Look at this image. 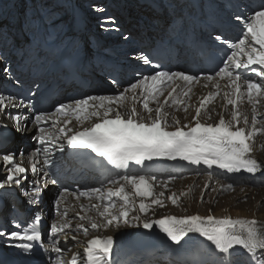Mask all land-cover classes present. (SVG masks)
<instances>
[{"label":"snow or ice","instance_id":"6c2138e0","mask_svg":"<svg viewBox=\"0 0 264 264\" xmlns=\"http://www.w3.org/2000/svg\"><path fill=\"white\" fill-rule=\"evenodd\" d=\"M108 19L111 21V18ZM236 20L244 25L243 36L229 45L231 52L223 61V66H220L214 75L204 76L216 91H210L199 100V106L195 108V115L192 117L194 125H181L178 118L165 110L169 98H171L169 106L184 107L185 98L190 97L192 91L191 85L201 82L200 77L183 71H154L153 74L131 83L116 95L86 96L68 103H60L52 112L34 115L33 124L37 134L33 139L42 147L34 149L29 156L30 172L34 177H38L32 181L31 193H24L29 197L30 204H39V198L47 186L44 177L49 173L43 171L41 176L42 166L51 164L52 153L62 150L65 144L72 149L91 150L96 157L101 158L104 169L114 173V178L107 177L108 183L113 187L91 188L79 194L90 199L94 196L96 201L101 202L91 206L101 218L99 221L91 215H81L77 212L76 216L81 223H76L73 229L71 221L66 219L67 209L61 211L60 207L67 189H64L56 199L54 203L59 219L50 225L52 243L47 245V248L55 253L53 264H69L63 259L64 253L56 243L57 237L66 239L71 236L73 240H77V235L73 232L82 231L83 235L88 237L90 230L100 232L119 229L122 225L142 226L147 230L155 226L177 246L181 245L189 234L197 233L210 242V246H214V251L221 254L222 259H228L233 254L246 253L249 264H264V223L258 222L255 218L234 219L230 216L217 218L213 215L199 214L164 215L158 219H145L140 213L146 214L154 205L164 207L160 199L164 193L155 192V176L133 171L134 166H143L145 161H152L154 158L169 160L180 158L191 164L206 165L209 169L216 166L228 173L261 172L262 164L253 156V141L264 132V128L258 126L257 119V106L264 102V6L247 18L237 15ZM216 39L219 40L220 37ZM139 59L146 65L151 64L150 58L144 54H140ZM4 71L7 72L8 69ZM248 73H254L259 81L247 78ZM220 80L227 81L225 86L227 90L223 93L225 103L222 107L226 109L227 105H231L229 118L225 119L221 112L218 114V122H202L201 118L208 111L207 105L220 95ZM179 81H183L184 84L177 83V87H173L165 96L164 86L169 82ZM179 88L185 90L178 91ZM128 93H132L133 102L139 97L147 115L140 112L135 103L129 106ZM162 96L163 104L160 102ZM245 97L251 105L250 118L247 113L239 110V103ZM150 101L155 102L157 106L150 107ZM23 107H25L23 100L17 101L11 95L0 93V113L10 108ZM184 110L187 111V108ZM8 115L14 122L16 130L20 131L25 121L24 115L19 112ZM70 117L75 118L80 125L79 128L68 127L71 123ZM208 118L211 119V115ZM48 122L51 123L52 130L42 126ZM41 155L42 161L39 160ZM2 161L7 167V172L0 179V189L13 185L21 187L28 179L29 169L17 163L13 153L3 154ZM142 170L141 168L139 171ZM128 186L131 187V191L127 190ZM231 187L229 184L222 186V189ZM136 198H140L138 208ZM167 198L176 204L179 197L172 194ZM84 221L87 222V226L82 223ZM40 223L41 216L37 214L34 221L26 226L16 224V227L22 230L10 232L0 230V237L8 236L10 240H20L21 243L15 247L30 252L34 248L33 242L39 244L42 240ZM114 245V235L91 236L83 247V256L73 253L70 264H114L112 260Z\"/></svg>","mask_w":264,"mask_h":264},{"label":"bare ground","instance_id":"6f19581e","mask_svg":"<svg viewBox=\"0 0 264 264\" xmlns=\"http://www.w3.org/2000/svg\"><path fill=\"white\" fill-rule=\"evenodd\" d=\"M86 1V0H85ZM161 3H167L168 7L165 9L162 5H160V9H162V13H158L156 11H153L149 7L141 6L137 3L136 0H123V3H121L120 6V12L122 8L125 10V12L129 13L131 18H137L142 19L145 21L147 28L151 26L152 21H158L160 19H163L165 14L170 11L172 12V15L179 16L180 13L177 12L178 10H181L183 13H188L189 10L183 6L180 7V5L177 3L176 0H155ZM119 0H105L106 8L112 6V4H116L115 8L117 9L119 5ZM64 2L63 0H19L18 2V10L19 14L29 19H36L37 22L44 25V21L40 20L38 18L33 17L32 14L35 10L39 11V15H42L43 18L48 15L55 16V20L52 19V23H50L49 27L46 26V30L48 31V34L54 32L59 26H60V17L63 14L64 11ZM186 8V9H185ZM88 8L83 7L84 12L88 13ZM48 11V13H47ZM2 12H5L9 18L7 20L0 22V50L3 52V56L0 55V66L2 63H4L5 58L10 57V60L14 61V54L12 55L13 49H16V47L21 46L20 41H16L14 39V48H8L6 41V25L11 21L10 18L12 17L9 10H7L6 2L4 0H0V18L3 16ZM120 12H113V15L118 18V23L121 21L126 20L124 16H122V13ZM86 25L89 27V31L91 32L90 37L93 39H98V33L99 30L97 27H95V23L90 21L91 16L87 14L86 17ZM128 19V18H127ZM107 21V20H106ZM105 21V22H106ZM174 19L172 20V22ZM110 22L109 20L107 21ZM115 24V23H113ZM108 26V25H107ZM123 26V25H122ZM149 26V27H148ZM48 27V28H47ZM130 31L129 34L132 37L139 36V32L137 31L139 29V26L136 25V22L130 21L129 22ZM122 28L116 27L114 30H121ZM122 31V30H121ZM137 31V32H136ZM148 33V32H146ZM145 34V33H144ZM144 34H141L144 36ZM15 36V35H12ZM104 39H116L113 37V35L105 34L103 35ZM122 37V36H121ZM120 37V38H121ZM112 42V46L110 47L113 51L117 52V57L115 58V62L117 65L122 63L127 56L122 53L121 45L120 43ZM122 42H124V39H122ZM13 44V42H12ZM100 45L104 46L102 43ZM103 50L102 48H99L98 54H102ZM129 59H132L133 61L136 60L132 56H128ZM9 60V61H10ZM15 62V61H14ZM129 76H133V72L130 73ZM259 81V79L256 78H250ZM220 95H218L215 100L207 105V113L201 118L202 122L205 123H216L219 119V113L223 112L225 119L229 118V113L231 111V105H227L226 109L225 107H222L224 105L223 100V93L226 91V80H220ZM207 85V86H205ZM187 86H185L186 88ZM185 88H180L178 91H182ZM191 93L190 97L185 98V104L184 107H174L169 106L171 105V98H169L168 103L165 105V110L172 113V116H175L180 120L181 125L189 124L192 125L195 123V121L192 120V117L195 115V108L199 106V100L202 99L205 95H207L210 91H216L215 88L211 87L210 82L203 81L197 84L191 85ZM130 94V96H129ZM178 94V93H177ZM129 97V106L132 105V103H135L138 110L145 115V110L142 108V104L140 103L139 97H137L136 101L131 100L132 93L127 94ZM165 96L167 94H164ZM163 96L160 98V102H162ZM164 102H162L163 104ZM157 105L155 102L150 101V107L155 108ZM187 108V111L184 110V108ZM239 110L242 113H247L249 115V118L251 117V105L248 104L247 98L241 99L239 103ZM6 112L9 113H15L19 112L22 113L25 117V115L28 114V111H26V106L23 108H10L7 109ZM6 112L0 113V128H3V138L6 147L9 149H12L14 147L15 143L21 142L22 138H25V141L27 139H31L32 142H34L35 139H33L34 136H36L37 132L35 130V126L32 123L26 120V123H29V126H32V129L28 132H26L27 137H24V134H14L12 131L7 130V127L5 124L10 122L11 119L9 118V113L6 116ZM209 115H211V119H209ZM71 120V123L68 125V127H72L74 129L79 128L80 125L76 122L74 117L69 118ZM257 119H258V126L264 128V102H262L260 105L257 106ZM25 123V121L23 122ZM9 124V125H10ZM169 124H172V117H169ZM11 127V125H10ZM14 127V126H13ZM33 130V132H31ZM49 130H52L51 126H49ZM27 131V130H26ZM22 132L25 133L24 129H22ZM31 132V133H30ZM29 136V137H28ZM254 146V152L253 156L258 160V162H261L262 164V170L261 172L264 174V132H261L258 136L255 137L253 141ZM14 149V148H13ZM22 155L18 154L16 156L17 163H21ZM7 172V167H5V174ZM43 176V175H41ZM264 177V176H263ZM36 177L35 179H37ZM31 181L34 180L33 177L30 178ZM44 179L47 181V185L49 180L47 177H44ZM94 184L99 183V188L101 189H107L108 187H113L107 182L104 184L95 179ZM92 183V184H93ZM210 184L211 191L210 193L205 190L206 185ZM232 185L231 189H222V186L226 185ZM32 186L26 190L27 193L31 191ZM47 190H50L49 186H46ZM45 187V188H46ZM19 188L15 185L13 186H6L5 189L0 190V197L4 198L3 201L7 200V197H11L12 194H18ZM128 191H131V187L128 186ZM156 193L163 192L164 195L160 197L162 200L164 207L159 206H152L151 210L145 213H140L145 219H158L161 216L164 215H175V216H185V215H193V214H199V215H213L217 218L224 217V216H230L234 219H252L255 218L258 222L264 223V178L256 177L255 180H243V182H236L232 183L227 180H222L221 178L214 176V175H206V174H199L195 175L192 173H185V174H179V175H170L169 177L158 179L155 181V188ZM183 193V195H181ZM45 191L42 192L41 195H44ZM175 194L178 198L177 203L173 204L171 200H169L167 197L169 195ZM14 197V196H13ZM41 199H44V196H41ZM115 199V198H113ZM140 198H136L137 201V208H138V201ZM150 201H146L148 203ZM101 203L99 201H96L94 197L88 200H79L76 201L71 198V196L67 197V202L65 203L66 209H67V217L66 219L71 221V226L74 229L76 223H81L79 221V218L76 216L77 212H80L81 215H91L94 218H96L98 221L101 219L98 217L95 210L91 208L93 204ZM22 207V206H21ZM131 208V205L129 206ZM23 210V209H22ZM37 211H41L40 208L37 209ZM59 219V218H58ZM82 223H85L87 226V222L84 221ZM135 223V222H133ZM141 227H128V226H121L119 229H107V230H101L100 232L91 231L89 233L88 237H85L83 235V232L75 233L73 234L77 235L76 242L71 241V236L68 238L59 237L56 239L57 245L62 249L64 256L63 259L68 261L70 264L71 256L73 253H78L80 256H83V247L85 246L86 240L91 238V236L94 235H114V239H118L124 235V233L127 232H133L136 230L141 229ZM199 234L192 233L189 234L187 239L193 240L196 237H198Z\"/></svg>","mask_w":264,"mask_h":264},{"label":"rangeland","instance_id":"374dc122","mask_svg":"<svg viewBox=\"0 0 264 264\" xmlns=\"http://www.w3.org/2000/svg\"><path fill=\"white\" fill-rule=\"evenodd\" d=\"M87 1H88V4L90 5V7L86 6V8H88L87 9V11H88L87 14H89L91 16L90 21L95 23V27L100 29L99 33H101V34L105 33V32H103V30H104L103 27H107V25L109 26V23L107 21L109 20L108 18H112L113 12H117V11L120 12V6H121V3H123V0H119L120 2H119V5H118L117 9L115 8L116 4H114V5L112 4V6L106 8L105 0H87ZM158 3H160V5H162L163 2L161 3V1L160 2L158 1ZM162 6L166 9L168 7V4L164 3V5H162ZM47 13H48V11H47ZM110 13L112 15H110ZM46 16H48V14ZM44 18H43V16L39 17V19L44 21V23H45ZM137 19H138V16H137L136 20ZM117 20H118V18H117ZM133 22H136V21H133ZM45 25H48V27H49L48 22ZM102 25H103V27H102ZM136 25H138L137 22H136ZM99 33L97 34L98 35V39L100 37ZM103 40H105L104 37H103ZM262 178H264V177H262ZM207 187H209V188H207ZM207 187L205 188V190L207 191V193L208 192L210 193V191H211L210 184H208Z\"/></svg>","mask_w":264,"mask_h":264},{"label":"water","instance_id":"95a60500","mask_svg":"<svg viewBox=\"0 0 264 264\" xmlns=\"http://www.w3.org/2000/svg\"><path fill=\"white\" fill-rule=\"evenodd\" d=\"M131 234H132V233H131ZM131 234H130V235H131ZM127 235H129V234H127ZM130 237H132V235H131Z\"/></svg>","mask_w":264,"mask_h":264}]
</instances>
